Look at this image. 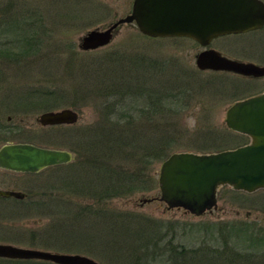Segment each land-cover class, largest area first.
Wrapping results in <instances>:
<instances>
[{"label":"rangeland","instance_id":"1","mask_svg":"<svg viewBox=\"0 0 264 264\" xmlns=\"http://www.w3.org/2000/svg\"><path fill=\"white\" fill-rule=\"evenodd\" d=\"M132 1L0 0V21H4L5 18L12 19L18 13L17 18L19 21L23 18V22H20L16 32L24 34L29 39L25 42L18 38L16 44H6L12 38L7 41L6 37L1 36L0 28V51L6 48L8 52L6 55L0 54V80L4 84L3 124L8 126L3 131V143L28 142L41 147L67 150L72 154V159L67 164L49 166L37 173L0 170V188H15L27 193L23 199H0V234L8 238L0 242L51 252L79 253L93 258L99 264H116L117 261L121 262L119 264H133V257L131 259L128 256L122 257L123 253L120 250L106 248L107 245L103 241L107 238L102 236L100 225H91L95 215L86 209H84L85 213L81 210L86 204L94 208L97 206L95 201L101 198L103 202L100 205L109 208L110 213L129 212L146 217L148 221L154 222V226L158 228L157 232L163 227L171 234L170 230L173 227L177 232V239L173 244L180 243L184 246H202L203 237L208 230L200 229L206 224L211 226L216 223L242 222L245 225L264 226V189L246 193L222 186L217 193V209L201 217L186 214L182 209L167 210L166 205L158 200L141 201L159 195L156 172L161 161H154L153 154L148 157L147 163H143L145 173L152 175L144 188L107 199L106 195L110 193V191L105 192L108 185H104L96 177L93 186L99 190L94 191L92 195V188L89 187L83 194H79L80 185L77 186L76 181L79 183L80 181L77 177L87 180L91 178L84 174L88 173L84 172L86 169L78 174L77 169L81 164L83 167L89 166L88 163L81 161L90 156L106 165L108 158L103 154L108 146L107 143L102 145L98 155H90L92 153L87 151L89 148L85 136L82 138L84 143L79 140L80 136L91 131L99 135L103 129L101 126H108L107 131L110 127L109 113L105 108V103L110 101V91L107 92L108 98H100L101 92L96 89L99 86L95 85L97 80L89 76L85 77L86 73L82 74L81 70L91 67L105 68L108 66L110 56L114 62H117L113 68L110 64L111 72L114 69L116 74H122L132 70L133 66L137 67V61L145 69L165 72V75L170 76L172 80H177L182 88H186L185 98L176 99L173 104L167 101L168 108L175 107L181 100L186 101V108L175 115L164 114L160 110L155 114L153 105L151 102L148 103L149 99L144 102V106L152 107L146 110L145 118L150 117L148 125L156 122L157 133H160L161 127L158 123L161 124L162 119L166 118L175 121L167 126L168 134L180 132L177 142L171 144L168 156L179 151L211 153L247 143L249 139L244 135L239 134L242 139L237 142L230 137L238 133L226 127L225 111L235 100L264 91V78L245 81L224 72L199 71L195 63L196 56L204 47L195 41L186 38H149L143 36L133 23L119 25L107 46L91 51L78 49L79 37L94 28L104 29L124 17L129 13ZM24 22L27 25L23 24ZM2 32L4 34L7 30ZM209 46L232 58H240L264 66V28L252 33L218 37L212 40ZM19 49L26 52L18 51ZM132 58L134 61H131ZM155 79L156 77L151 85L159 91L160 84ZM148 86L150 84L146 85L145 89L150 94L151 87ZM92 89L98 93L99 98L90 92ZM27 91L29 94L32 92L33 97L38 94L40 97L38 96L32 103H27L23 99L21 105H16L14 102L26 95ZM47 93H51V101ZM64 96L68 100H65ZM42 97L48 100L43 99L42 102ZM44 104H47V109L42 107ZM63 108H71L78 113L79 119L75 124L47 125L51 127L42 128L43 126L38 123L37 118L42 112L59 111ZM138 109L137 104L131 109L132 114L135 115ZM7 117H10V120ZM145 130L147 136L156 131L154 126H148ZM214 136L215 138H212ZM219 136L227 138H219ZM152 147L155 145L152 144ZM84 151L87 153L82 154L84 157L82 159L80 153ZM135 151L138 152L137 155H141L140 149ZM153 151L154 149L151 150L152 153ZM134 159L128 162L130 166L131 164L135 166ZM120 161L125 162L122 159ZM65 203L71 206V210L66 211L58 207ZM82 216L87 219V225L91 227L84 228L83 231L86 233L81 234L93 233L90 237L98 240L86 241L78 237L79 233L74 232L82 231V227L76 226L80 224L79 220L83 218ZM71 226L76 228L72 229ZM163 229L161 231L164 232ZM91 230L95 231L91 233L89 232ZM147 236L156 237L157 233L149 232ZM170 236H166L164 241ZM188 240L192 241L188 242ZM164 241L160 243L161 249H159L153 248L152 240H147L144 251L139 254V262L145 261L143 255L145 252L148 264H168L162 260ZM230 242H233V239H230ZM90 244L95 246L90 247ZM88 247L92 249L97 247L100 255H94L87 249ZM151 253L157 255L155 261L151 260ZM259 253L263 254L264 251ZM256 261L257 264H262L264 257H257L253 264H256ZM0 264L51 263L0 258ZM244 264L249 263L245 261Z\"/></svg>","mask_w":264,"mask_h":264},{"label":"water","instance_id":"2","mask_svg":"<svg viewBox=\"0 0 264 264\" xmlns=\"http://www.w3.org/2000/svg\"><path fill=\"white\" fill-rule=\"evenodd\" d=\"M135 24L138 31L152 38L186 37L202 47L220 36L245 33L264 26L262 0H133L130 12L104 29L86 31L78 39V49L91 51L107 46L119 25ZM199 70L227 71L248 77H263L264 66L232 59L213 48L196 56ZM79 115L71 108L45 111L37 121L42 126L73 125ZM226 127L245 135L249 142L232 149L211 153L179 151L159 165L158 200L167 210L182 209L201 217L217 209V193L228 186L251 193L264 189V92L233 102L225 111ZM72 159L67 150L39 147L29 143L4 144L0 149V168L16 172H38L46 167L66 164ZM0 196L24 198L15 190L0 189ZM0 258L38 259L56 264H98L79 254H64L0 243Z\"/></svg>","mask_w":264,"mask_h":264},{"label":"trees","instance_id":"3","mask_svg":"<svg viewBox=\"0 0 264 264\" xmlns=\"http://www.w3.org/2000/svg\"><path fill=\"white\" fill-rule=\"evenodd\" d=\"M6 11L8 10L6 9ZM13 16L15 15L13 14ZM17 17H19L18 13H16V16L12 19L10 18L8 20L5 18L4 21H0V28L2 29L1 36L6 37L7 41L10 37L12 38L9 42H6V44H16L18 38L25 42L29 41V39L24 34H19V32H16L20 22H23V18H21L19 21V18ZM21 17H23V14H21ZM23 24L27 25L25 22ZM28 28L30 30V26H28ZM3 30H7V32H5L6 34H11H3ZM18 51L26 52L22 49H19ZM0 54H8L6 48L1 50ZM124 58H126V56H124ZM131 61H134V58H132ZM115 63L117 62H114L109 56L108 66L105 68L100 67L99 69L96 67H91L87 70H81L82 74L86 73L85 77L89 76L94 80H97L95 85L99 86L96 89L101 92L100 98H108L107 92L110 91V101L105 103V108H107L109 113L108 116L110 117V127L107 131L108 126H101L103 129L99 135H96L95 131L85 134L79 133L81 134L79 139L80 141H82L83 136H85L84 139L86 140V144L89 148L87 151L92 153L90 155H98L101 152L100 148H102V145H104V143L108 144L107 148H105L107 152L105 151L103 153L106 155V157H108L106 159V165L100 163V160H94L90 156L87 159L81 161L88 163L89 166L83 167L81 164V166L77 169L78 174L83 173L84 169H86L84 172L88 173L84 174L91 178L87 180V178L80 179L77 177L78 181H80V183L76 181L77 186L80 185V195L84 193L85 189H89V187L92 188V195L94 191L99 190V188L93 186V182H96V177L99 178L101 183L108 185L105 191H110V193L106 195L108 197L107 199H110L111 196L125 195L133 193L138 188H144L145 183L148 182V180L150 181L152 175L145 173L146 171L145 167H143V163H147L148 157H151L152 154V159H154V161L164 160L169 154V148L171 144L177 142L176 139L180 134V132L178 133L176 131L173 134H168L169 131L167 126L170 125V122H175L171 118L162 119L161 124L158 123L161 127L160 133H157L156 126L158 125H156V122L154 121V123L148 125V120L150 117L145 118V114L147 113L148 109L152 107H148L147 105L144 106V102L149 99L148 103L150 104L151 102L153 105L155 114H157V110H160L161 113L163 111L164 114L175 115L179 113V111L186 108V101L181 100L175 107L172 108H168L166 106L167 101L173 104L175 101H177L176 99H181V97L185 98V92L187 89L182 88L177 80H172L170 76L165 75V72H157L152 71L151 69H145L137 61V67L133 66L134 69L123 72L122 74L119 73L120 75L116 74L114 72L116 70L112 69V72L110 71V64L113 68ZM91 71H94L95 73ZM156 72L157 74H155ZM154 77H156L155 81L159 82L160 84L159 91L155 90V88L151 85V83L154 82ZM148 84H150L148 87H151L150 94H148L145 89V86ZM90 92L99 98V95L95 90L92 89ZM66 93L67 91L65 94ZM47 94H49V101H51V93ZM38 96L39 94L33 97V93L31 92L29 94L27 91L26 95L22 96L23 98L21 97L19 100H17V105H21L20 103L23 99L27 103H32L33 100H36ZM43 99L48 100L46 97H42V102ZM65 100H68V98L65 97ZM137 104L139 105V109L134 115L132 114L131 109ZM44 105L42 107L47 109V104ZM108 116L107 118L109 119ZM163 122L166 123L163 125ZM148 126H154L156 129L155 133L150 134V136H147V131L145 130V128ZM226 136L228 135L226 134ZM148 137H150V139ZM230 137L236 139V142L242 139L241 135L239 134H233L230 135ZM212 138H215V136ZM219 138L226 139L227 137L219 136ZM82 143L84 142L82 141ZM245 143L246 142L242 144ZM152 144L155 145V147H152ZM137 149L142 151L140 156L137 155L138 152L135 151ZM152 149H154L153 153L151 152ZM85 152L86 151L80 153L82 159L84 158L82 154ZM132 158H135L133 160L135 166L133 164L130 166L128 163L130 160H132ZM120 159L124 160L125 162H121ZM102 199L103 198L95 201L97 206L94 208L93 206L86 204V206H82L81 210H83L85 213L84 209H86L95 215L93 216L95 219L91 222L93 223L91 225H100L101 232L103 233L102 236L107 238V240L103 242H110V250H120L123 253L122 257L128 256L130 259L133 257V264H148V260H146L147 254H145V252H143L145 261L139 262V254L144 251L145 242L147 240H152L153 248L161 249L160 243L164 241L165 237L168 235L171 236L168 240L164 241V245L162 247V250H164L162 260H165L168 264H174L175 262L177 264H244L245 261L247 263L252 259H255V256L252 257V249H254V253L264 251V226L257 227L256 224L245 225L242 222L233 224L216 223L211 226L206 224V226L204 225L200 229L204 231L208 230V233L206 232L203 237L204 243H202V246H184L180 243H175V245L173 243L176 242L175 240L177 239V232H175L173 227L170 230L171 234L164 230L162 225V228H159L160 232H157L158 228L154 226V222L152 220L148 221L146 217H140L137 214L129 212L110 213L109 208H104L101 206L103 202ZM58 207L66 211L71 210V206L66 203L61 204ZM82 217L83 218H80L79 220L80 224L76 225L82 227V231L76 230L74 232L79 233L78 237L83 240H98L95 238L92 239V237H90L93 234L92 232L95 230L89 231L92 233L89 235L81 234L84 232V228L90 226L87 225V219H85L84 216ZM97 220L98 223H96ZM71 227L72 229L76 228L75 226ZM162 229L164 232L161 231ZM149 232H156L157 236L148 237L147 233ZM204 238L206 240H204ZM230 239H233V242H230ZM191 241L192 240H188V242ZM249 251L251 252L249 253ZM155 259H157V255L151 253V260L155 261ZM119 263L121 262H116V264Z\"/></svg>","mask_w":264,"mask_h":264},{"label":"flooded vegetation","instance_id":"4","mask_svg":"<svg viewBox=\"0 0 264 264\" xmlns=\"http://www.w3.org/2000/svg\"><path fill=\"white\" fill-rule=\"evenodd\" d=\"M264 28V26L261 28V29H263ZM261 29H258V30H252V31H248V32H245V33H240V34H234V35H241V34H246V33H252V32H255V31H259V30H261ZM228 36V35H227ZM167 38V37H166ZM173 38H186V37H173ZM186 39H189V38H186ZM211 43V42H210ZM206 48H212V47H210L209 45L206 47ZM203 49H205V48H203ZM202 49V50H203ZM214 49V48H213ZM201 50V51H202ZM215 50H217V49H215ZM220 52V51H219ZM222 55H224V56H227V57H229V58H232V57H230V56H228V55H226V54H224V53H222V52H220ZM232 59H237V60H241V61H244V60H242V59H240V58H232ZM245 62H252V61H248V60H246ZM252 63H255V62H252ZM259 65V64H258ZM199 71H202V70H199ZM208 71H212V70H208ZM213 72H224V73H227V74H231V75H233V76H235V77H237L238 79H242V80H245V81H256V80H259V79H262V78H264V76L263 77H258V78H255V77H248V76H243V75H239V74H235V73H232V72H227V71H213ZM0 79H1V77H0ZM4 84H2V82H1V80H0V149L3 147V145H4V143H3V136H4V128H7L8 126L6 125V124H3V106H4V104H3V101H4ZM7 86H8V84H7ZM261 92H263V91H260V92H256L255 94H251V95H249V96H252V95H256V94H259V93H261ZM6 93V92H5ZM6 95V94H5ZM249 96H247V97H249ZM244 98H246V97H244ZM244 98H240V99H244ZM240 99H237V100H240ZM237 100H235V101H237ZM15 104L17 105V101L15 102ZM7 119L8 120H10V117H7ZM5 125V126H4ZM58 126V125H57ZM45 127H51V126H45ZM44 126L42 127V128H45ZM8 143H14V142H8ZM7 143V144H8ZM16 143H19V142H16ZM21 143H28V142H21ZM6 144V143H5ZM29 144H32V143H29ZM33 145H35V144H33ZM36 146H38V145H36ZM39 147H41V146H39ZM0 170H7V171H10V172H15V173H37V172H16V171H12V170H8V169H4V168H0ZM43 170V169H42ZM41 171V170H40ZM39 172V171H38ZM0 189H2V188H0ZM2 190H7V189H2ZM8 190H15V191H20V190H17V189H15V188H10V189H8ZM20 192H23V191H20ZM24 194H25V196H24V198L27 196V193L26 192H23ZM2 198H6V197H2V196H0V199H2ZM8 198H13V197H8ZM13 199H17V198H13ZM23 199V198H22ZM251 223V222H250ZM3 239H7L8 240V238H6L5 236H2L1 234H0V241L1 240H3ZM0 243H4V242H0ZM105 243V242H104ZM6 244H10V243H6ZM95 245H97L96 243H94ZM107 246H106V248H110V242L109 243H105ZM95 245H93V244H90L89 246L90 247H93V246H95ZM98 246V245H97ZM87 249H89V251L91 252L92 251V253H94V255H96V256H98V255H100L99 253H98V249H97V247L95 248V249H92V248H87ZM107 253H109V252H107ZM252 253V257H254L255 256V259H252L251 261H249L248 263L249 264H253L254 262H255V260H256V258L257 257H264V253L262 254V253H254V251L253 252H251ZM65 254H72V253H65ZM73 254H79V253H73ZM79 255H83V254H79ZM83 256H86V255H83ZM86 257H88V258H90V259H92V260H94L93 258H91V257H89V256H86ZM2 259H4V260H11V261H19V260H38V259H6V258H2ZM38 261H45V260H38ZM94 261H96V260H94ZM45 262H49V263H51V264H56V263H53V262H50V261H45ZM98 264H99V262L98 261H96ZM256 264H257V261H256ZM262 264H264V261H262Z\"/></svg>","mask_w":264,"mask_h":264}]
</instances>
